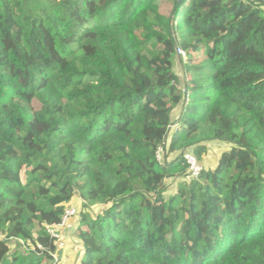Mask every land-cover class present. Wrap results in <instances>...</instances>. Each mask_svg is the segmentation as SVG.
<instances>
[{
    "label": "trees",
    "instance_id": "16d2710c",
    "mask_svg": "<svg viewBox=\"0 0 264 264\" xmlns=\"http://www.w3.org/2000/svg\"><path fill=\"white\" fill-rule=\"evenodd\" d=\"M75 201L80 264H264V1L0 0V264Z\"/></svg>",
    "mask_w": 264,
    "mask_h": 264
},
{
    "label": "rangeland",
    "instance_id": "374dc122",
    "mask_svg": "<svg viewBox=\"0 0 264 264\" xmlns=\"http://www.w3.org/2000/svg\"><path fill=\"white\" fill-rule=\"evenodd\" d=\"M170 11V6L161 7V12H163L165 15H169ZM182 57L186 59V54L183 53ZM176 69L177 71H180L179 67H176ZM227 146L228 145L225 143H215L210 145L211 151L206 155V157H204V165L206 167L213 168L218 157L221 155L222 151L227 148ZM171 190H173V188ZM73 206L77 207L76 211L81 210V203L79 201H75ZM73 223V220H68L66 226L60 227L58 230L57 228L50 230L51 233L53 232L55 235L60 236V231L63 229L61 234H63L67 246L64 247L61 264H80V260L82 258V248L79 245L77 235L75 234L76 225ZM13 247H15V244H13Z\"/></svg>",
    "mask_w": 264,
    "mask_h": 264
},
{
    "label": "built area",
    "instance_id": "2783aa9c",
    "mask_svg": "<svg viewBox=\"0 0 264 264\" xmlns=\"http://www.w3.org/2000/svg\"><path fill=\"white\" fill-rule=\"evenodd\" d=\"M246 2H254V1H264V0H244ZM158 159H161L162 157V150H159V153H158ZM184 159H185V162L188 166V170H189V173L192 175V177H198L200 175V172L202 171L203 169V166L202 164L199 162L198 158L196 157V155L194 154L193 151H186L185 152V155H184ZM76 215V209L75 208H70V209H67L66 212H65V217L63 218V222L61 224V226L57 227V230L58 228L60 227H64L66 226V223L68 220H70L71 217L75 216ZM55 229V228H53ZM50 230L52 229H49V234H51L55 239H59L60 236L59 235H55L53 232L51 233ZM64 244L62 243V246Z\"/></svg>",
    "mask_w": 264,
    "mask_h": 264
},
{
    "label": "crops",
    "instance_id": "0c3cea01",
    "mask_svg": "<svg viewBox=\"0 0 264 264\" xmlns=\"http://www.w3.org/2000/svg\"><path fill=\"white\" fill-rule=\"evenodd\" d=\"M228 147V146H227Z\"/></svg>",
    "mask_w": 264,
    "mask_h": 264
}]
</instances>
